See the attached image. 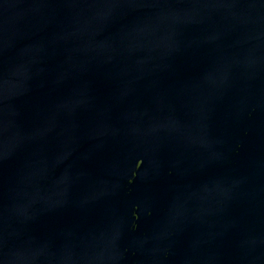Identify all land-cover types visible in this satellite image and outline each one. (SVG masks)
Here are the masks:
<instances>
[{
	"label": "water",
	"instance_id": "95a60500",
	"mask_svg": "<svg viewBox=\"0 0 264 264\" xmlns=\"http://www.w3.org/2000/svg\"><path fill=\"white\" fill-rule=\"evenodd\" d=\"M0 264H264V0H0Z\"/></svg>",
	"mask_w": 264,
	"mask_h": 264
}]
</instances>
